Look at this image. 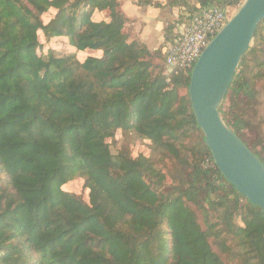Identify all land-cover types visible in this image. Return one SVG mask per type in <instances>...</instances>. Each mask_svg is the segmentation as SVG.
<instances>
[{
	"label": "trees",
	"instance_id": "trees-1",
	"mask_svg": "<svg viewBox=\"0 0 264 264\" xmlns=\"http://www.w3.org/2000/svg\"><path fill=\"white\" fill-rule=\"evenodd\" d=\"M127 22L119 0H0V264H264V211L215 166L191 71H160L161 50L125 33ZM39 33L66 38L71 54L44 52ZM89 52L101 56L77 58ZM259 92L264 19L218 110L264 165L237 111ZM136 141H149L150 156H131ZM75 179L87 202L63 190Z\"/></svg>",
	"mask_w": 264,
	"mask_h": 264
},
{
	"label": "water",
	"instance_id": "water-1",
	"mask_svg": "<svg viewBox=\"0 0 264 264\" xmlns=\"http://www.w3.org/2000/svg\"><path fill=\"white\" fill-rule=\"evenodd\" d=\"M263 19L264 0H244L196 61L188 94L215 166L237 193L264 211V165L224 124L218 111Z\"/></svg>",
	"mask_w": 264,
	"mask_h": 264
},
{
	"label": "rangeland",
	"instance_id": "rangeland-1",
	"mask_svg": "<svg viewBox=\"0 0 264 264\" xmlns=\"http://www.w3.org/2000/svg\"><path fill=\"white\" fill-rule=\"evenodd\" d=\"M127 1V0H122ZM166 2L165 7L169 11H174L175 15H178V17L175 18V20L180 19V12H182L183 16L187 13H192L193 10L191 8L186 7V5L181 6V0H164ZM244 0H240L239 6H236V11L239 9L241 4ZM154 4H159L158 2H155ZM176 4H180V6H176ZM217 5V4H215ZM184 8V9H183ZM179 10V11H178ZM56 11L50 10L45 15L42 16V21L44 24L48 23L49 20H51ZM185 17H183V20ZM180 21V20H179ZM182 21V19H181ZM153 26V24H152ZM39 42L43 46V51L46 52L47 50L53 51L57 56H65L67 54H71L72 49L70 48L68 41L66 38H51L46 39L41 33H39ZM100 57V52H89V53H79L77 54V58L80 60L86 58V57ZM156 64H159L160 71L163 70V59L155 60ZM185 91H181V94H184ZM230 101L226 100L223 104V108L226 110L230 106ZM239 107L237 108L238 112L243 117V120L245 122L246 128L242 132V138L243 141L248 145L250 149H252L254 152L259 154L261 158L264 160V92H259V94L256 96L254 100L248 101V100H242L239 102ZM121 141V133L118 131L115 135V144L111 145V150L113 153L116 152V149L119 147V142ZM188 141V140H187ZM129 151L132 157H137L138 155L143 156H150L151 153V145L149 141H136L133 144L129 146ZM162 172L165 174V184L169 185L171 183V178L169 176L172 165L168 162H165L162 166H159ZM63 190L68 193H72L76 196H79L82 198L85 202L88 200V191L84 188V181L82 179H75L74 181H71L67 183Z\"/></svg>",
	"mask_w": 264,
	"mask_h": 264
},
{
	"label": "built area",
	"instance_id": "built-area-1",
	"mask_svg": "<svg viewBox=\"0 0 264 264\" xmlns=\"http://www.w3.org/2000/svg\"><path fill=\"white\" fill-rule=\"evenodd\" d=\"M239 1L232 5L198 7L185 14L184 21L178 23L172 36L161 47L167 76L192 70L209 42L236 13Z\"/></svg>",
	"mask_w": 264,
	"mask_h": 264
},
{
	"label": "crops",
	"instance_id": "crops-1",
	"mask_svg": "<svg viewBox=\"0 0 264 264\" xmlns=\"http://www.w3.org/2000/svg\"><path fill=\"white\" fill-rule=\"evenodd\" d=\"M135 1L119 0L121 10L128 20L124 32L140 40L150 52L160 51L163 43L172 36L174 28L184 21L183 13L180 12L179 21L175 20L178 15L174 16L175 12L165 7L164 0H152V4L158 2V6H138ZM201 2L202 0H181L180 4L189 6L195 11L196 8L201 7ZM180 4L176 6L179 7Z\"/></svg>",
	"mask_w": 264,
	"mask_h": 264
}]
</instances>
